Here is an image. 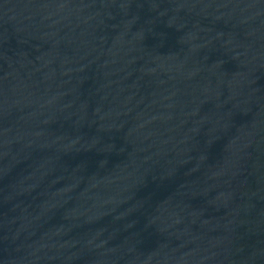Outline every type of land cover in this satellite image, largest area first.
I'll return each instance as SVG.
<instances>
[{
  "label": "water",
  "instance_id": "1",
  "mask_svg": "<svg viewBox=\"0 0 264 264\" xmlns=\"http://www.w3.org/2000/svg\"><path fill=\"white\" fill-rule=\"evenodd\" d=\"M0 264H264V0H0Z\"/></svg>",
  "mask_w": 264,
  "mask_h": 264
}]
</instances>
